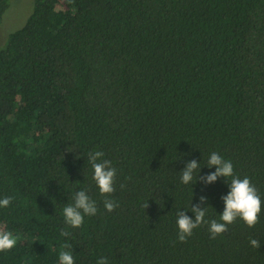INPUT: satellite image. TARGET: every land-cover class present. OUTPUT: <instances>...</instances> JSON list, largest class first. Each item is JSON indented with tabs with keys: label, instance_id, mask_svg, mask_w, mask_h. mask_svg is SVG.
I'll list each match as a JSON object with an SVG mask.
<instances>
[{
	"label": "trees",
	"instance_id": "trees-1",
	"mask_svg": "<svg viewBox=\"0 0 264 264\" xmlns=\"http://www.w3.org/2000/svg\"><path fill=\"white\" fill-rule=\"evenodd\" d=\"M33 4L0 47V199L13 198L0 229L17 238L0 264H59L65 242L75 264H264V204L254 227L238 218L214 239L201 224L180 242L177 227L201 196L219 221L231 177L199 179L213 152L264 201V0ZM95 151L117 170L110 197L92 179ZM80 189L98 211L70 228L63 207Z\"/></svg>",
	"mask_w": 264,
	"mask_h": 264
},
{
	"label": "clouds",
	"instance_id": "clouds-1",
	"mask_svg": "<svg viewBox=\"0 0 264 264\" xmlns=\"http://www.w3.org/2000/svg\"><path fill=\"white\" fill-rule=\"evenodd\" d=\"M103 157L104 153L102 151H95L94 153H89L88 160L93 169L92 179L95 181L99 193L105 197H110L116 191L114 185L117 170L112 166L110 160L103 159ZM207 166L209 168L215 166V171L199 177L205 184L215 182L218 177H231L230 183H228V194L221 197L224 203L223 212L219 215V221L215 219L206 220L208 207L201 208L200 206L206 204L207 198L204 196L200 197V204L191 207V212L194 213L195 219L187 216L185 211H179L177 213V227L178 240L180 242H185L187 237L192 235L193 230L201 224L209 225L211 238L214 239L216 236L226 232L228 230L227 226L233 224L238 218L249 228L254 227L259 222L264 201L261 200L250 178H240L235 175L231 161L225 160L216 152L210 154ZM200 168L201 164L194 159L187 162L181 171V182L186 185L195 183ZM123 187L124 185H121V188ZM12 199V197L0 199V208L9 207ZM103 206L107 211L112 212L118 207V203L114 199L106 198L103 201ZM145 207H147V203ZM97 211L96 201L90 197L86 190L80 189L74 192L73 202L63 207L64 221L70 228H79L84 223L85 216H94ZM60 235L62 237H70L71 233L67 230H62ZM249 244L255 249L260 247V241L257 239L250 238ZM16 245L17 238L12 232L0 229V252L10 251ZM62 248L63 250L59 253V264H75V258L70 250L71 245L65 242ZM96 264H109V262L107 258L101 257L96 261Z\"/></svg>",
	"mask_w": 264,
	"mask_h": 264
},
{
	"label": "rangeland",
	"instance_id": "rangeland-1",
	"mask_svg": "<svg viewBox=\"0 0 264 264\" xmlns=\"http://www.w3.org/2000/svg\"><path fill=\"white\" fill-rule=\"evenodd\" d=\"M33 7V0H9V7L0 23V47H3L11 33L23 27Z\"/></svg>",
	"mask_w": 264,
	"mask_h": 264
}]
</instances>
